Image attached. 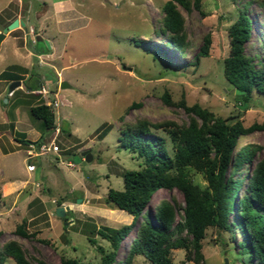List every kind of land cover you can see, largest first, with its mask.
Segmentation results:
<instances>
[{"label": "rangeland", "instance_id": "rangeland-1", "mask_svg": "<svg viewBox=\"0 0 264 264\" xmlns=\"http://www.w3.org/2000/svg\"><path fill=\"white\" fill-rule=\"evenodd\" d=\"M165 1L0 0V32L14 19L25 23L6 33L0 47V74L13 64L28 70L9 71L21 81V87L12 92L9 86L13 81L0 76V125L5 123L0 130V246L16 240L43 264H62L63 257L75 258L80 264H97L101 254L96 246L106 251L111 246L99 235L97 245H91L82 232L85 224L119 228L130 223L132 229L116 251L114 264H120L141 221L107 202L109 188L123 189L122 173L140 167V159L120 144L121 126L138 120L187 122L183 108L163 102L164 92L174 102L184 98L188 105L197 103L222 117L238 115L244 126L264 121V94L254 91L248 108L241 111L223 77V60L230 51L228 28L249 0H201L202 12H186L179 7L188 42L184 54L166 45L165 36L157 32ZM246 11L252 29L244 51L258 64L264 60V7L254 0ZM208 33L212 40L209 55L194 66L195 55ZM37 36L49 42V49L45 45L47 53H35ZM134 38L160 45L165 55L154 56L136 46ZM38 45L43 50L41 43ZM34 78L39 83L37 88L45 89L35 98L28 93ZM63 81L68 87L61 88ZM25 101L50 103L56 128L45 130ZM132 103L137 105L130 106ZM10 122L19 136L35 141L43 134V143L57 145L59 151L21 148ZM153 134L166 140L173 155L176 144L169 132L160 128ZM252 143L264 146V131L240 137L236 151ZM11 149L17 150L5 152ZM86 150L90 151V162L82 155ZM262 157L264 150L253 159L252 168ZM231 169L232 165L227 175ZM249 172L242 177L238 198L247 193ZM189 174L194 184L206 187L202 173L190 169ZM171 196L183 205L177 189H158L143 212L149 211L154 219L158 206ZM60 206L70 208L63 217L56 214ZM23 218L27 231L37 232L34 238L15 234ZM228 221L229 231L207 230L202 247L204 263L258 264L256 258L241 252L240 243L245 238L236 225L235 210L229 213ZM186 256L184 249L171 251L173 264H196ZM4 264L16 263L8 256ZM133 264L152 263L138 254Z\"/></svg>", "mask_w": 264, "mask_h": 264}, {"label": "trees", "instance_id": "trees-1", "mask_svg": "<svg viewBox=\"0 0 264 264\" xmlns=\"http://www.w3.org/2000/svg\"><path fill=\"white\" fill-rule=\"evenodd\" d=\"M252 1L254 0L246 2L228 28L230 51L223 60V77L233 89L235 102L241 111L248 108L254 91L264 94V60L256 64L244 51L252 29L246 7ZM256 1L264 7V0ZM179 7L186 12L191 9L201 11V0L165 1L161 6L163 15L157 32L165 36L166 45L184 54L188 42L184 17ZM132 42L153 52L154 56L165 55L160 45L149 40L134 38ZM211 42V35L208 33L195 55L194 66L199 65L201 57H208ZM36 43H41L43 47L41 50L37 44V55L48 52L43 41ZM12 70L28 71L27 68L13 64L0 76L10 81L20 79L16 73H11ZM32 84L33 87L29 88L28 93L33 98L39 97L40 95L31 93V90L39 87L37 79H32ZM162 100L168 105L183 108L188 115V121L178 124L175 121L152 123L138 120L125 122L121 126L120 144L140 159V167L127 169L122 173L123 189L109 188L107 202L126 211L133 220L140 218L141 221L129 252L120 264H133L134 256L138 254L152 264H173L172 249H184L187 260L205 264L202 247L207 230L217 228L219 233L229 231L231 223L228 218L233 210L236 211V225L245 238V242L240 243L241 252L247 254L248 258H256L258 264H264V157L253 168L251 166L256 155L264 150V146L252 143L243 147L239 153L236 151L240 137L264 131V121L244 126L238 115L222 117L197 103L188 105L184 98L174 102L168 92L163 93ZM25 102L29 105L32 117L41 120L45 130L56 128L55 112L50 104ZM133 105L137 104L132 103L130 106ZM4 124L0 125V130L4 128ZM8 124L11 131L14 130L15 139L21 148L29 150L33 147L39 150L44 144L43 134L37 140L30 141L25 135H18L12 122ZM160 128L168 131L176 144L173 155L168 151L166 140L153 134L154 129ZM230 165L232 169L227 175ZM190 169L203 174L207 182L205 188L192 182ZM247 172V193L238 198L242 177ZM158 189H177L183 196V205L171 196V200L165 199L161 202L153 219L149 211L143 212V208ZM1 198L0 192V200ZM57 202L59 205L62 203L61 200ZM178 216L181 217L180 220H177ZM63 220L66 222L68 218L64 217ZM26 222V218H23L14 232L23 238H34L37 232H28ZM131 229L130 223L119 228L85 224L82 232L91 245H97L96 235L107 240L111 250L106 251L102 246H96L101 254L97 264H114L116 251ZM8 256L16 264H43L16 240L0 246V264H4ZM61 263L80 264L75 258L65 257L61 258Z\"/></svg>", "mask_w": 264, "mask_h": 264}, {"label": "water", "instance_id": "water-1", "mask_svg": "<svg viewBox=\"0 0 264 264\" xmlns=\"http://www.w3.org/2000/svg\"><path fill=\"white\" fill-rule=\"evenodd\" d=\"M25 23L22 20L19 19H14L11 23H9L5 28H3V30L0 32V43L1 41L5 38L6 33L15 30L17 28H22L24 27ZM37 40L38 41H43L44 44L47 46V48H50L49 42L47 40L42 39L40 36H37ZM61 88H66L68 87V84L66 82H61ZM21 87V81L20 80H15L13 82H11L10 86H9V92H12L15 90V88H20ZM7 100V99H6ZM82 155L84 156V160L87 162H90L91 160V154L89 150H86L84 152H82ZM66 209H64L62 206L58 207L56 209V214L59 217H63L65 214V211L69 210V206L65 207ZM227 262V260H225V263Z\"/></svg>", "mask_w": 264, "mask_h": 264}, {"label": "built area", "instance_id": "built-area-1", "mask_svg": "<svg viewBox=\"0 0 264 264\" xmlns=\"http://www.w3.org/2000/svg\"><path fill=\"white\" fill-rule=\"evenodd\" d=\"M44 92H45L44 88H42V89L37 88V89L31 90V93L36 94V95L43 94ZM48 104H50V103H48ZM53 104H54V106H57V102H53ZM40 150L42 153H45L47 151L58 152L59 148L57 145L46 146L45 144H43V145H41ZM32 165L33 164H30V168H33Z\"/></svg>", "mask_w": 264, "mask_h": 264}, {"label": "crops", "instance_id": "crops-1", "mask_svg": "<svg viewBox=\"0 0 264 264\" xmlns=\"http://www.w3.org/2000/svg\"><path fill=\"white\" fill-rule=\"evenodd\" d=\"M18 17H19V16H18ZM17 19H20V18H17ZM6 36H7V34H6ZM6 36H5V38H6ZM5 38H4V39H5ZM4 39H3V40H4ZM3 40H2L1 43H0V47H1V44H2Z\"/></svg>", "mask_w": 264, "mask_h": 264}, {"label": "clouds", "instance_id": "clouds-1", "mask_svg": "<svg viewBox=\"0 0 264 264\" xmlns=\"http://www.w3.org/2000/svg\"><path fill=\"white\" fill-rule=\"evenodd\" d=\"M30 90V89H29Z\"/></svg>", "mask_w": 264, "mask_h": 264}]
</instances>
